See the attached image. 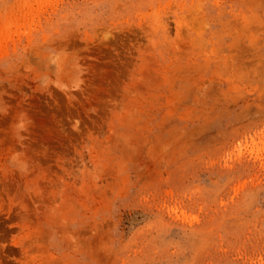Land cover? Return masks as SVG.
Here are the masks:
<instances>
[{"label":"rangeland","instance_id":"1","mask_svg":"<svg viewBox=\"0 0 264 264\" xmlns=\"http://www.w3.org/2000/svg\"><path fill=\"white\" fill-rule=\"evenodd\" d=\"M1 14L0 264H264V0Z\"/></svg>","mask_w":264,"mask_h":264},{"label":"crops","instance_id":"2","mask_svg":"<svg viewBox=\"0 0 264 264\" xmlns=\"http://www.w3.org/2000/svg\"><path fill=\"white\" fill-rule=\"evenodd\" d=\"M1 17H0V27H1V34H0V39H1V41H0V47H6L7 45H6V40L2 37L3 36V24H4V21H5V17H4V14H1L0 15Z\"/></svg>","mask_w":264,"mask_h":264}]
</instances>
